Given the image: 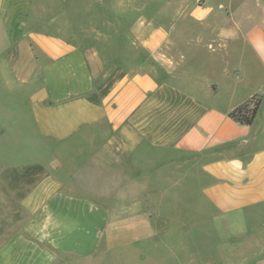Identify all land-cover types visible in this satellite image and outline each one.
<instances>
[{
	"label": "crops",
	"instance_id": "crops-1",
	"mask_svg": "<svg viewBox=\"0 0 264 264\" xmlns=\"http://www.w3.org/2000/svg\"><path fill=\"white\" fill-rule=\"evenodd\" d=\"M33 3L0 0V49L20 85L37 80L29 108L49 157L0 164V264L87 258L101 248L110 220L126 216L142 235L153 220L168 223L169 201L184 212L201 200L228 239L237 234L235 218L264 204V0L195 5L189 21L212 27L207 36L174 35L182 21L161 25L144 41L159 68L122 77L98 102L89 99L94 74L84 51L57 31L56 19L29 29ZM168 42L236 55L227 63L231 82L252 77L259 85L240 101L225 89L224 100V86L187 74L197 51L181 62L158 53ZM252 97L259 102L252 124L234 122L228 113ZM35 165L47 174L27 189L24 178L10 179ZM174 260L168 264H181Z\"/></svg>",
	"mask_w": 264,
	"mask_h": 264
},
{
	"label": "rangeland",
	"instance_id": "rangeland-1",
	"mask_svg": "<svg viewBox=\"0 0 264 264\" xmlns=\"http://www.w3.org/2000/svg\"><path fill=\"white\" fill-rule=\"evenodd\" d=\"M204 2L205 0H34L28 27L31 30L41 20L56 19L57 31L84 51L94 74L92 95L95 99H100L122 77L137 71L154 72L159 68V63L152 58L144 41L161 25L182 21L184 26L181 24L175 28L174 35H210L212 27L194 26L189 21L191 8L203 5ZM3 34L0 28V40ZM197 49L195 43L168 42L160 46L158 53L162 52L173 61L181 62L191 58ZM232 56L236 55L224 58L223 54L213 55L206 49L198 50L196 61L188 67L187 74L224 86L220 93L222 96L225 89L228 92L231 88L235 94L234 100L240 101L250 90L258 87L259 81L248 77L243 83L231 82L227 63L233 60ZM8 61L7 53L0 49V164L22 165L30 159L48 160L49 144H44L39 138L29 108L28 96L37 80L20 85L14 75L8 72V66L12 65ZM252 67L247 65V70L253 72L255 69ZM227 92H224V100L228 99ZM46 174L43 167L35 165L10 179L24 178L27 180L24 188L27 189L26 185L36 183ZM171 202L164 207L163 222L168 220L164 226H161L160 220H153L148 226L149 232L144 229L141 235L137 225L126 216L110 220L101 248L96 252L83 259L76 255L68 256L69 258L58 256L54 264H168L172 259H179L181 264L193 261L195 262L192 264H208L209 259L224 262L226 258H232L234 262L243 258L246 264L264 261V204L235 218L234 227L238 233L228 239L223 233V221H217L211 208L201 200L200 204H190V208L187 207L188 210L184 212L176 209L179 203L174 205ZM183 206L186 204L182 203L181 207ZM192 207L195 211L189 210ZM114 226H120L126 233L111 235L109 230ZM144 233L147 235L144 236Z\"/></svg>",
	"mask_w": 264,
	"mask_h": 264
},
{
	"label": "trees",
	"instance_id": "trees-1",
	"mask_svg": "<svg viewBox=\"0 0 264 264\" xmlns=\"http://www.w3.org/2000/svg\"><path fill=\"white\" fill-rule=\"evenodd\" d=\"M107 93V92H106ZM105 93V94H106ZM93 92L89 95V99L93 102H98V99L93 97ZM105 94L103 96H105ZM259 102L252 97L243 104L236 106L232 109L228 116L236 123L241 125H251L254 121L256 113L258 111Z\"/></svg>",
	"mask_w": 264,
	"mask_h": 264
}]
</instances>
